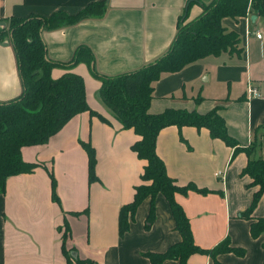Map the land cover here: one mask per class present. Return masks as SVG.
Returning a JSON list of instances; mask_svg holds the SVG:
<instances>
[{
  "label": "crops",
  "instance_id": "crops-1",
  "mask_svg": "<svg viewBox=\"0 0 264 264\" xmlns=\"http://www.w3.org/2000/svg\"><path fill=\"white\" fill-rule=\"evenodd\" d=\"M187 1L0 0V21L75 15L89 4L103 2L102 17L43 31L41 36L47 59L66 63L78 46H85L93 56L94 71L115 76L137 70L169 49ZM191 1L207 5L213 0ZM200 13L199 4L192 2L186 21ZM222 26L238 35L241 55L209 56L179 72L162 74L153 85L148 113L185 110L204 115L219 108L229 136L242 147H255L254 157L264 160V18L249 12L238 22L223 19ZM256 32L262 33L261 40L256 39ZM67 72L82 79L87 107L106 122L83 112L46 144L21 148V160L36 166L5 180L0 194V264H66L62 249L70 264H149L144 254L163 253L180 241L167 203L161 195L155 196V217L145 229L149 209L145 199L127 231L118 235V211L131 202L145 164L130 149L138 137L132 130H122L103 106L100 83L88 65L53 68L50 76L56 79ZM248 83L259 91V98L247 97ZM20 91L13 52L4 40L0 43V103L15 99ZM81 143L94 152L93 181H88ZM155 154L175 185L207 191L174 195L188 220L193 243L212 250L227 239L230 247L244 250L242 257L227 253L214 259L193 254L186 264H264V234L257 239L250 234V224L264 217V195L250 220L239 218L256 191L247 187V177L240 176L246 156L239 154L231 160L233 149L212 139L207 129L173 126L157 134ZM49 174L56 200L51 197Z\"/></svg>",
  "mask_w": 264,
  "mask_h": 264
},
{
  "label": "trees",
  "instance_id": "trees-1",
  "mask_svg": "<svg viewBox=\"0 0 264 264\" xmlns=\"http://www.w3.org/2000/svg\"><path fill=\"white\" fill-rule=\"evenodd\" d=\"M192 2L199 4L201 13L187 22L186 14ZM104 11V3L98 2L87 5L75 15L54 13L47 18L29 16L0 21V43L7 40L12 49L21 89L15 99L0 103V194L4 191L8 177L29 173L36 166L21 160V148L46 144L71 118L83 112L106 122L87 107L83 81L79 76L69 72L56 79L50 76L53 68L68 70L77 63H85L90 67L91 75L100 83L98 96L103 106L122 130H132L138 137L130 149L137 159L145 163L140 175V184L133 189L131 202L118 211V235L121 237L127 231L136 208L145 199L149 200V209L144 221V228L148 229L155 217L153 201L159 194L167 203L174 230L178 233L180 241L163 253L144 254L149 264H161L167 260L186 264L187 258L193 254L209 255L214 259L227 253L242 257L244 250L230 247L227 239L212 250L200 249L193 243L188 220L175 202L174 195H185L189 191L206 194L207 191L197 190L191 185H175L166 175L162 161L155 154V139L159 131L170 126L177 129L204 128L209 131L212 139H219L233 149L231 160L239 154H244L247 164L240 176L249 179L248 188H256L249 208L239 215V218L244 220L251 219L254 209L264 195V160L254 157L255 147H242L229 136L225 121L218 114L219 108L204 115L185 110H165L160 114L151 115L148 113V107L153 98V85L162 74L179 72L209 56H240L242 49L238 35L225 29L222 20L228 18L238 22L247 12L264 18V0H213L207 5L187 1L183 15L178 18L175 36L169 49L156 60L131 72L115 76L99 75L92 66L93 56L85 46H78L66 63L46 58L41 36L43 31L71 27L86 19L100 18ZM81 148L87 157L88 181H93V149L84 143H81ZM49 179L51 197L56 200L54 181L50 174ZM250 234L253 239L264 234V217L250 224ZM64 238L63 234L62 239ZM62 250L66 255V264H70L67 253ZM74 264L83 262L75 261Z\"/></svg>",
  "mask_w": 264,
  "mask_h": 264
},
{
  "label": "built area",
  "instance_id": "built-area-1",
  "mask_svg": "<svg viewBox=\"0 0 264 264\" xmlns=\"http://www.w3.org/2000/svg\"><path fill=\"white\" fill-rule=\"evenodd\" d=\"M249 12H247L246 16L248 15ZM255 37L258 40H261L263 38L262 33L256 32ZM247 97L249 99H254V98H259L260 93L259 91L252 85V83H248L247 85Z\"/></svg>",
  "mask_w": 264,
  "mask_h": 264
},
{
  "label": "water",
  "instance_id": "water-1",
  "mask_svg": "<svg viewBox=\"0 0 264 264\" xmlns=\"http://www.w3.org/2000/svg\"><path fill=\"white\" fill-rule=\"evenodd\" d=\"M255 17H253V20H254ZM1 26H3V24L1 23ZM2 44V43H1ZM71 257H74V253H71L70 254Z\"/></svg>",
  "mask_w": 264,
  "mask_h": 264
}]
</instances>
